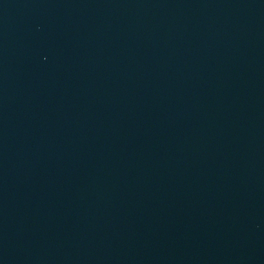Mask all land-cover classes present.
<instances>
[{"label":"water","instance_id":"95a60500","mask_svg":"<svg viewBox=\"0 0 264 264\" xmlns=\"http://www.w3.org/2000/svg\"><path fill=\"white\" fill-rule=\"evenodd\" d=\"M0 264H264V0H0Z\"/></svg>","mask_w":264,"mask_h":264}]
</instances>
